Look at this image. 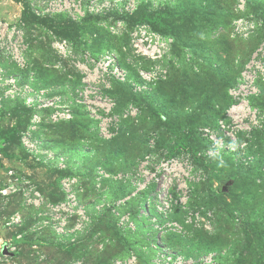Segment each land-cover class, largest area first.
Returning <instances> with one entry per match:
<instances>
[{
    "label": "rangeland",
    "instance_id": "obj_1",
    "mask_svg": "<svg viewBox=\"0 0 264 264\" xmlns=\"http://www.w3.org/2000/svg\"><path fill=\"white\" fill-rule=\"evenodd\" d=\"M27 2L0 0V32L22 23L19 50L25 59L23 67L11 59L5 34L3 38L0 33V191L9 186L16 189L0 193V264H113L130 254L135 255V264H152L161 248L193 259L212 254L217 264H264V118L248 134L233 132L245 143V154L221 152L197 162L206 178L193 188L191 206L212 211L209 228L184 221L189 211L198 209L182 206L184 174L193 173L184 157L180 167L152 177L153 167L169 152L180 157L188 148L205 150L209 140L201 129L219 130L217 122L225 118L232 100L231 88L264 40V0L247 1L243 15L256 22L247 38L232 32L233 20L240 15L237 0L155 4L139 0L132 20L145 21L171 37L173 49L163 62L165 77L149 94L134 93L122 83L109 91L118 110L128 104L139 109V115L123 121L110 140L97 138L93 120L75 106L79 74L59 59L51 43L66 38L77 51L87 50L94 56L113 51L136 82L137 69L148 70L153 62L132 53L127 32L108 31L106 24L114 14L77 22L63 15L37 19L26 8ZM41 91V98L28 102ZM258 94L250 103L264 112V80L259 82ZM34 103L48 104L38 109ZM57 105H67L73 115L65 121L36 123L39 127L34 132L41 147L54 156L36 160L21 145V133L29 128L32 113L41 111L45 118ZM62 154L67 172L52 163ZM64 176L76 177L71 188L91 220L90 231L84 237L76 235L74 242H59L51 228L41 226L43 218L38 213L43 207L24 200L30 187L46 201L61 200ZM143 182L147 194L141 199L135 190ZM123 198H127L125 205H116ZM161 203L170 204L171 210L159 211L156 206ZM136 208L141 215L133 213ZM119 216H127L128 221L120 223ZM168 220L178 222L182 230L157 228ZM3 248L7 253H2Z\"/></svg>",
    "mask_w": 264,
    "mask_h": 264
},
{
    "label": "built area",
    "instance_id": "obj_2",
    "mask_svg": "<svg viewBox=\"0 0 264 264\" xmlns=\"http://www.w3.org/2000/svg\"><path fill=\"white\" fill-rule=\"evenodd\" d=\"M151 1L155 4L158 1L161 3L163 0ZM27 3L31 12L41 18L65 15L72 21H80L88 15L104 17L116 14L119 17L113 18L106 24L108 31L113 35H122L127 32L128 43L132 53L153 62L148 70L137 69L138 82H136L130 80L127 70L119 63L118 55L113 51L102 56H94L87 50L77 51L66 38H59L51 43L52 49L59 59L66 62L68 66L79 74L80 86L74 96L75 106L83 108L89 119L93 120V128L100 139L110 140L118 133L123 121L135 119L139 115V109L128 104L122 110H118L117 103L109 91L113 88L114 83H122L126 84L134 93L150 92L152 86L158 80L164 78L167 73L163 62L171 54L173 39L153 30L148 23H135L128 28V22L121 16L132 15L138 9L139 0H28ZM246 4V0H237L236 9L240 12V15L232 23L233 34L243 38H247L256 28V22L243 15ZM0 33L2 36L5 34L11 59L18 66L23 67L25 59L22 51L19 50V40L23 35L22 23L6 26ZM263 80L264 40L251 53L241 69L237 82L231 88L230 96L232 100L225 111V118H221L217 122L219 130L215 132L214 130L211 131L210 128L201 129L202 136L209 140V143L205 150H199L195 153L197 157L209 158L219 155L221 152L245 154L243 150L245 143H240L233 132L241 130L242 133L248 134L252 129L261 125L264 112L252 106L250 100L259 95V82ZM41 95H43L42 91L34 94L28 98V102H36L37 98H41ZM47 104L35 105L34 103L33 108L41 109L46 107ZM67 107V105H57L53 111L49 114L47 113V116L45 115V118H41V116L43 117V112L41 111L38 112L36 110V113H32L29 128L21 133L20 143L26 151L36 157V160L46 161V159L54 157L51 156L50 150L42 148L41 141L34 132L39 127L36 123L41 120L51 122L69 120L73 114L71 109ZM227 119L229 122L231 121L232 126H230V123L228 124ZM40 148L41 150H39ZM183 154L180 157L178 155L163 156L153 167L152 177L168 168L171 170L178 168L181 166V161H185L189 166V171L193 170V173L184 174L185 197L182 200V206L186 208L185 205H187L190 191L188 188L189 183L203 181L206 175L202 169L194 166L192 162L193 153L186 151ZM182 157L184 158L181 160ZM250 159L251 157L248 156L247 161ZM52 163L58 169L63 170L67 167L66 156L62 154ZM126 175H118V177ZM75 181V176L62 177L60 184L65 196L55 202L44 200L41 194L33 191L31 187L24 193V200L27 204L43 207V211L38 213V216L43 218L41 226L51 228L57 235L59 242H74L77 236H84L90 231L91 220L89 213L85 204L79 201L77 193L71 188ZM145 186V182L138 183L135 192L144 190ZM15 190V188L9 186L1 190L0 193L5 195ZM126 199L118 200L116 205H122ZM156 208L164 213L166 212L165 210H171L170 204L168 206L165 203H161V206H156ZM119 219L120 223L128 221L127 216H119ZM212 219V211L201 207L189 211L184 221L185 223L201 222L204 227L209 228ZM70 224L72 225L71 228H69ZM166 227L175 231L182 230V226L178 222L169 220L164 221L157 228ZM8 247L10 249L13 248L11 244H8ZM113 264H135V255L130 254L124 258L117 259ZM152 264H217V261L212 254L193 259L181 254H171L169 250L161 248L157 250Z\"/></svg>",
    "mask_w": 264,
    "mask_h": 264
},
{
    "label": "trees",
    "instance_id": "obj_3",
    "mask_svg": "<svg viewBox=\"0 0 264 264\" xmlns=\"http://www.w3.org/2000/svg\"><path fill=\"white\" fill-rule=\"evenodd\" d=\"M248 0H246V2H247ZM256 1H258V2H262L263 0H256ZM139 7V6H138ZM26 8L28 9V11L32 14V12H31V10H30V8H29V6H28V3H27V6H26ZM137 11H138V9L132 14V15H125V16H121V17H123V18H125V20L127 21V22H129V21H131V24H135V23H147V22H145V21H134V20H132V16H134L136 13H137ZM33 15V14H32ZM116 15V14H115ZM34 16V15H33ZM58 16V15H57ZM63 16H65V15H63ZM37 19H39V18H41V17H37V16H35ZM87 17H91V15H88V16H86L85 18H87ZM116 17H119V16H117L116 15ZM46 18H52V17H45V18H42V19H46ZM68 18V17H67ZM69 19V18H68ZM70 20V19H69ZM72 21V20H71ZM73 22H77V21H73ZM149 24V23H148ZM150 25V24H149ZM152 28V27H151ZM153 29V28H152ZM153 30H155V29H153ZM155 31H157V32H159V33H161V34H164V33H162V32H160V31H158V30H155ZM165 35V34H164ZM167 36V35H166ZM174 41V40H173ZM173 49V48H172ZM115 84V83H114ZM123 86H125V85H123ZM126 88H128V86H126ZM147 94H149V92L147 93ZM147 94H143V95H140V96H145V95H147ZM256 98V97H255ZM252 99H254V98H252ZM231 102L229 101V103H228V105L230 104ZM81 109V108H80ZM82 112V111H81ZM84 113V112H83ZM128 120H125L124 122H127ZM92 131H93V133L95 134V136L97 137V138H99L98 137V135H97V132L95 131V129L93 128V125H92ZM100 139V138H99ZM102 140V139H101ZM198 148H188V150L187 151H189V152H191V153H193V158H192V162H193V164H194V166L196 167V168H199V167H197V166H199V165H197L198 163L197 162H200V161H203L204 160V158L203 157H197L196 155H195V153L197 152V151H199L200 150V148L197 150ZM177 153L176 152H174V153H168L166 156H175ZM67 169H69V168H67ZM67 169L65 168V169H63V171L64 172H67ZM205 180V179H204ZM203 180V181H204ZM189 185H190V196H189V200H188V202H187V206H188V208H193V207H195V208H199V207H203V208H207V207H205V206H191V200H192V194H193V188L197 185V183H189ZM147 192V188L146 189H144V190H142V191H140V192H138V195L137 196H141V199H143V198H145L146 196V193ZM63 198V197H62ZM61 198V199H62ZM127 203V202H126ZM124 205H125V203H124ZM153 206V205H152ZM154 207V206H153ZM155 208V207H154ZM175 208H178V207H175ZM174 208V209H175ZM179 209H180V207H179ZM208 209V208H207ZM135 211H136V213H139V210L136 208V210H134V212L133 213H135ZM140 214V213H139ZM141 215V214H140ZM156 215V214H155ZM262 219L264 220V208H263V212H262ZM177 220V219H176ZM162 223V221L160 222V224ZM82 237H84V236H82Z\"/></svg>",
    "mask_w": 264,
    "mask_h": 264
},
{
    "label": "water",
    "instance_id": "obj_4",
    "mask_svg": "<svg viewBox=\"0 0 264 264\" xmlns=\"http://www.w3.org/2000/svg\"><path fill=\"white\" fill-rule=\"evenodd\" d=\"M1 251H2V253H7L6 250H5L4 248H3Z\"/></svg>",
    "mask_w": 264,
    "mask_h": 264
}]
</instances>
